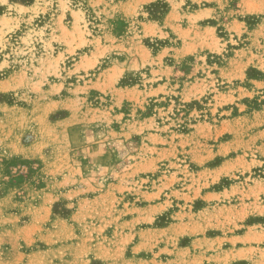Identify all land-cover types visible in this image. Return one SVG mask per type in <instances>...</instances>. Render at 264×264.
<instances>
[{
	"label": "rangeland",
	"instance_id": "rangeland-1",
	"mask_svg": "<svg viewBox=\"0 0 264 264\" xmlns=\"http://www.w3.org/2000/svg\"><path fill=\"white\" fill-rule=\"evenodd\" d=\"M0 264H264V0H0Z\"/></svg>",
	"mask_w": 264,
	"mask_h": 264
}]
</instances>
